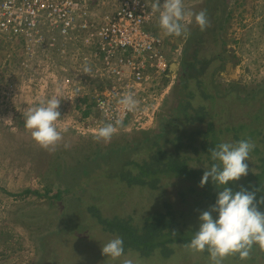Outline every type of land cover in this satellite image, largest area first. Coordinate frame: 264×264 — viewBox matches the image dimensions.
Listing matches in <instances>:
<instances>
[{"label":"rangeland","instance_id":"rangeland-1","mask_svg":"<svg viewBox=\"0 0 264 264\" xmlns=\"http://www.w3.org/2000/svg\"><path fill=\"white\" fill-rule=\"evenodd\" d=\"M206 1L183 0V3L185 9L197 8V12L204 9L205 5L212 3L219 8L214 15L221 17L222 22L216 24L211 22L213 27L217 26L212 32L209 31L210 28L208 31L200 29L194 31V20L188 24L187 28L189 33L198 32L200 37L205 38L213 33L215 41L211 45L196 48L195 41H189V36L187 39L165 36L162 29L156 26L157 28L154 29L156 34L161 36L160 38L166 44L164 54L170 64H176V68L171 67L173 70L166 72L165 77L168 79L166 85L161 83L164 91L163 95L158 94L157 96L156 102L159 107L152 125L145 129L131 128L130 131H118L108 143L94 139L96 128L92 124L97 120V114L86 113V109L79 101L74 98L69 100L64 95V71L75 72L76 84L78 81L88 80V78H82L85 76L83 72L78 71L79 69L83 71V68L68 61V59L72 60L70 55L65 57L66 55L63 56V53L52 48L50 51L52 59L45 61L44 51L37 52L36 61L31 64V69L21 70L19 64L26 52L25 48L14 43H6L0 36V264H35L36 262L35 238L39 233L37 227L41 224L31 223L30 209H34L36 204L43 199L36 198L33 194H24L20 197L18 195L25 190L35 191L42 187L43 175L48 173L47 163L57 156L60 160L63 157L69 158L70 162L83 161L86 156H91L96 148L99 152H104L111 143L118 144L141 139L145 133L160 130L163 119L168 117L172 120L176 117L172 116L171 111L181 97L179 92L181 69L182 66L192 61L195 49L199 51L197 58L204 60L199 68L204 69L207 82L209 78L211 79L212 86L210 87L216 86L212 90V95L218 98L210 102V99L205 101L195 96L194 103L196 106L202 104L206 107L210 112L209 117L217 113L214 118H209L215 124L217 131L229 129L217 135L219 142H236L233 139L232 128L243 126L239 134L241 137L249 131L261 129L260 122L264 120V111L261 108L263 105L261 95L264 89V0H223L224 4L221 5L220 3L216 5L215 1L212 2L213 0ZM157 20L156 18L155 25ZM229 62L232 64V70L226 69V64ZM51 67L54 68L53 72ZM188 74L195 75L193 70H188ZM81 86L86 93L88 82L82 83ZM230 87L235 91H231L230 94L226 93L229 92ZM58 90L62 100L58 109L61 118L57 122V127L58 130L66 129V131H62L63 138L54 150H45L31 138L30 132L25 129L23 113L28 107L50 98ZM192 93L197 94L194 90ZM240 96L246 98L244 102L237 99ZM181 120L178 119L175 122L180 124ZM205 126V124L196 123L191 129L205 128ZM262 127L264 129V126ZM259 138H257V141L259 140L256 141L257 143L254 141L256 146L250 153L249 160L245 161L248 164V173L255 174L259 171L255 167L259 164L258 159L264 156L262 153L264 143L260 142L262 137ZM194 146L199 152L192 153L188 150L185 153L186 156L190 155L192 158L189 165L195 169H205V165L196 161L198 156H204L199 147L198 137L195 138ZM130 156H125L124 160L132 158L139 160L134 156L130 158ZM121 166L122 164L114 165L104 172L97 171L98 176L106 174L108 177V180L103 183L92 184L90 182L88 186L89 183H86V180L80 181L81 187L85 185L88 187L87 198L84 201L85 208H93L104 218L115 215L124 218L131 217L133 223H138L149 212L163 211V203L167 201L177 220L185 225V230L190 227L198 229L199 215L212 206L210 203L204 206L206 203L203 194L206 189L205 184L195 185L177 177L163 181V188L156 191L146 188L143 190L126 188L115 180L116 172L122 170ZM113 174L114 178H111ZM95 189H99L100 192ZM120 192L125 194L124 201H126L123 203H119L120 200L116 196L120 195ZM179 193L184 195L183 201L178 197ZM97 197L99 200H95ZM181 213L182 218L179 217ZM212 215L215 219L216 214ZM18 216L23 217L18 219ZM92 218L94 217L90 218L89 214L85 216L84 221L87 222L90 230L84 231L86 235L84 239L78 240L74 236H69L61 242H54L51 250L57 255L55 264H120V260L114 261L102 255L101 247L114 236L104 232L102 226L96 223L95 218ZM181 250L183 251L177 250L176 259L166 264H194L195 262L209 264V260H200L199 253H191L184 248ZM178 252L182 253L179 257ZM131 255L135 258L134 253ZM232 257L233 255L228 256L224 264H235L231 261ZM140 261L141 264H165L154 259L147 261L140 259Z\"/></svg>","mask_w":264,"mask_h":264},{"label":"trees","instance_id":"trees-1","mask_svg":"<svg viewBox=\"0 0 264 264\" xmlns=\"http://www.w3.org/2000/svg\"><path fill=\"white\" fill-rule=\"evenodd\" d=\"M219 1L223 2V0ZM195 26L197 25H194L193 30L198 31L199 27ZM152 33L155 34L156 32L152 31ZM193 34L195 33H190V38L193 37ZM198 53V49H195L192 61L182 66L179 79L181 97H179L180 99L171 111L172 116H176L174 119L171 120L168 117L163 119L160 130L145 133L141 139L118 144L111 143L105 148L104 152H99L96 148L94 153L91 156H86L83 161L70 162L71 159L69 158L63 157L60 160V157L57 156V158L47 163L48 173L43 175L42 187L35 191L25 190L18 195L20 197L24 194H33L36 198L43 199L36 204L34 209L29 210L32 216L31 223L41 224L37 227L39 233L35 238L37 250L35 264H55L57 262V255L52 253L51 250L54 242H61L62 239L69 236H74L78 240L84 239V236H86L84 231L90 230L89 225L84 221L86 214H89L90 218L93 216L96 223L102 226L104 232L114 237L120 236L123 238L125 254H128L131 250V253H138L139 259L145 261L154 259L166 264L176 259L177 250L183 251L181 250V248H184L183 245L190 242L192 233L198 229L190 227V229L185 230V225L177 220L171 205L167 201L163 203V211L149 212L138 223H133L131 217L124 218L115 215L104 218L102 214L93 210V208L84 207L88 187L87 185L81 187L80 181L82 179L83 181L86 180V183H89L88 186L90 182L92 184H96V182L103 183L108 180V177L106 174L105 176H101V174L98 176L97 171L104 172L114 165L122 164L120 167L122 170L116 172L115 180L126 188H139L141 190L146 188L156 191L163 188V181L177 177L182 178L184 181H190L195 185L200 184L205 169L192 168L189 165L192 158L190 155L186 156L185 153L188 150H191L192 153L199 152L198 148L194 146L195 138L198 137L199 147L204 156H198L196 161L205 165L206 168L209 167L212 161L208 150L215 148L220 143L217 135L224 130L227 132L229 129L225 128L217 131L215 124L209 119L217 116V113L213 117H209L210 112L206 107L202 104L196 106L194 103L195 96L199 97L200 100L207 101L210 99V102L218 98L212 95V90L216 86L214 88L210 87L212 86L211 79L208 77L209 82H207L204 69L199 68L203 65L204 60L197 58ZM188 70H193L195 75L190 76ZM163 80L162 84L166 85L167 77H164ZM191 89L196 91L197 94H193ZM231 91L235 90L230 87L229 92L226 93L230 94ZM262 91L263 105L261 108L264 111V89ZM237 99L244 102L246 98L240 96ZM86 113L89 114V112ZM178 119H182L180 124L184 126V129L175 122ZM196 123L205 124L206 126L205 128L196 127L192 130V125ZM262 126H264V120L260 122L261 129L249 131L243 137L239 135L243 126L232 128L233 139L238 141L250 137L257 143L259 141H257V138L262 137L260 142L264 143V129ZM255 151L258 152L256 149ZM136 152L139 153L133 154ZM262 153H264V149ZM128 155H131L130 158L134 156L139 160L133 158L124 160L125 156ZM258 163L255 167L256 170H259L257 173H248L246 177H241L240 181H229L225 187L231 188L233 192L240 190L241 187L248 191L260 189V191H256L255 196L257 201L260 200L264 196V156L258 159ZM127 167L129 168L127 169ZM112 177L114 178V174ZM86 183L84 182V184ZM205 185L206 189L203 194L206 203L204 206L209 203L213 205L218 192L222 189L218 188L211 179ZM95 191L100 192L99 189H95ZM116 196L120 200L119 203L126 201H124L125 194L123 192ZM178 197L182 201L184 200L182 193H179ZM95 200H99V198L97 197ZM257 207L259 211L264 212V204H258ZM22 217L18 216V219H22ZM179 217L182 218L183 214L181 213ZM173 231L176 233L175 236L172 235ZM178 253V257L182 255V253ZM199 257L202 261L209 260L207 251L199 253ZM231 261L235 264H264V251H260L258 247L254 246L248 260L241 261L238 255H233ZM194 264L198 263L195 262Z\"/></svg>","mask_w":264,"mask_h":264},{"label":"built area","instance_id":"built-area-1","mask_svg":"<svg viewBox=\"0 0 264 264\" xmlns=\"http://www.w3.org/2000/svg\"><path fill=\"white\" fill-rule=\"evenodd\" d=\"M152 3L0 0V36L6 43L25 48L21 70L31 69L37 52L44 51V60H51L52 48L65 57L70 55L68 61L73 65L88 67L87 73L78 70L85 75L82 78H88L78 84L74 71H64L63 92L67 99L79 101L85 112L97 114L95 128L101 121L121 119L124 127L119 131L145 129L153 123L159 107L157 96L164 91L161 83L170 68L164 54L166 44L150 28L158 17ZM84 82H88L86 93L81 86ZM128 91L139 105L135 112L124 113L115 98Z\"/></svg>","mask_w":264,"mask_h":264},{"label":"clouds","instance_id":"clouds-1","mask_svg":"<svg viewBox=\"0 0 264 264\" xmlns=\"http://www.w3.org/2000/svg\"><path fill=\"white\" fill-rule=\"evenodd\" d=\"M152 11L158 13V26L165 36L183 37L187 39L188 24L194 18L201 31L210 27L206 10L193 12L185 9L183 0H153ZM171 66V64H170ZM170 70V68H169ZM85 73L90 69L85 67ZM117 107L121 112H135L139 101L134 93L128 91L116 97ZM59 90L50 98L39 104L28 107L23 113L24 127L30 132L31 138L43 149L54 150L62 140V131L58 130L57 122L61 118L58 110L61 103ZM11 120V119H7ZM124 127L121 119L99 123L94 139L108 143L120 128ZM254 141L249 137L236 142H221L209 149L212 163L205 168L200 186L211 181L220 189L215 203L199 215L198 230L192 233L189 243L183 245L191 253L207 251L209 264H224L228 256L238 255L241 261L250 258L254 246L264 251V212L257 205L264 204V196L256 200L255 191L243 187L233 192L225 187L229 181H237L248 174L249 168L245 161L255 148ZM213 213L216 218L213 219ZM175 231L172 235L175 236ZM102 255L112 260H120V264H141L139 254L135 258L125 255L124 241L120 236L110 239L101 247ZM122 258V259H121Z\"/></svg>","mask_w":264,"mask_h":264},{"label":"crops","instance_id":"crops-1","mask_svg":"<svg viewBox=\"0 0 264 264\" xmlns=\"http://www.w3.org/2000/svg\"><path fill=\"white\" fill-rule=\"evenodd\" d=\"M215 1V3H216V5H218L219 3H220V5L223 3L222 1H219V0H217V2H216V0H213L212 2H214ZM163 2V0H161V3ZM196 3V2H195ZM211 4V5H210ZM224 4V3H223ZM191 5H194V4H191ZM205 8L204 9H202V10H206V12H207V15H208V18H210L211 20H210V22H212L213 24L215 23H221L222 22V18L220 17H218V15L217 16H215L214 15V12L216 11V13H217V10H219V8H217V7H215L214 6V4H212V3H209V4H207V5H205L204 6ZM221 9H222V6H221ZM197 8H194V9H192L191 11H193V12H197ZM223 15H224V12L222 13ZM221 14V15H222ZM157 19H158V17H157ZM156 20V19H155ZM193 20H194V18H193ZM192 20V21H193ZM155 22V21H154ZM195 23V22H194ZM211 23V26L210 27H208V28H210V32H212V31H214L215 30V28H217V26L216 27H213V24ZM151 26L152 27H150L151 28V30L153 29H156L157 27H158V23L155 25L154 23L153 24H151ZM157 26V27H156ZM208 28L206 29L207 31H208ZM214 29V30H213ZM152 30V31H153ZM156 30H154L153 32H155ZM156 34V33H155ZM157 35V34H156ZM159 36V35H158ZM161 37V36H160ZM221 37V36H220ZM215 36L213 35V33L212 34H209V36H206V38L205 37H200L199 36V33L197 32V33H195V34H193V37L192 38H190V35H189V41L191 40V41H195V47L197 48H201V47H203V46H207L208 44H212L215 40ZM209 41V42H208ZM227 65V64H226ZM172 65L170 66V69L171 70H173L172 68ZM226 69H227V67H226ZM232 70V69H231Z\"/></svg>","mask_w":264,"mask_h":264},{"label":"water","instance_id":"water-1","mask_svg":"<svg viewBox=\"0 0 264 264\" xmlns=\"http://www.w3.org/2000/svg\"><path fill=\"white\" fill-rule=\"evenodd\" d=\"M171 65H172V67L176 68V64H171ZM226 67H227V70H231L232 64L229 62V63H227Z\"/></svg>","mask_w":264,"mask_h":264}]
</instances>
